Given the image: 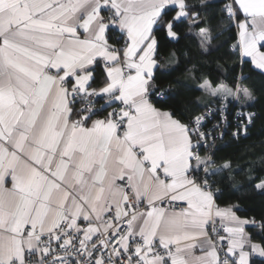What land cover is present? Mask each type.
<instances>
[{
	"label": "snow or ice",
	"instance_id": "obj_1",
	"mask_svg": "<svg viewBox=\"0 0 264 264\" xmlns=\"http://www.w3.org/2000/svg\"><path fill=\"white\" fill-rule=\"evenodd\" d=\"M210 7L218 16L205 15ZM233 24V50L264 74V0H0V264L264 257V237L245 232L256 222L219 207L214 188L227 180L264 196V169L232 185L231 160L201 152L230 118L233 137L248 134L258 116L249 77L217 82L188 69L201 96L184 122L163 107L175 94L156 75L171 71L158 60L161 36L176 40L186 26L207 53Z\"/></svg>",
	"mask_w": 264,
	"mask_h": 264
},
{
	"label": "trees",
	"instance_id": "obj_2",
	"mask_svg": "<svg viewBox=\"0 0 264 264\" xmlns=\"http://www.w3.org/2000/svg\"><path fill=\"white\" fill-rule=\"evenodd\" d=\"M218 16L216 8L210 7L205 15ZM241 18H243L241 14ZM213 32L220 31L222 24L217 20H212ZM179 38L172 40L161 36L158 45V60L161 65L170 68L171 71L161 72L157 70L156 75L161 87L172 86L174 100L163 105L167 110L175 109L177 117L187 122L188 115L180 117V113L186 108H191V101L195 97L201 96L198 91H193L197 81L191 78L188 69L195 66L197 75L210 76L217 82L232 83L234 77L243 72L249 77L245 84L254 89L256 97L254 106L249 111L258 113L254 123L249 127L248 134L233 137L232 132L235 124L230 121L223 128V136L220 137V128H217V139L213 144L208 145V149H202L201 152L215 150L217 161L224 159L231 160L232 167L238 169L232 173V185L243 184L248 175L249 169H264V74L256 69L248 59L241 58L238 49L233 50L232 45L237 42V28L235 24L228 30L221 32L212 40V47L215 49L210 52H202L199 49L197 41L186 34V26L180 27ZM219 45V47H217ZM264 50V47L261 48ZM179 81L180 83H177ZM191 85L192 87H189ZM208 98L205 97V100ZM158 107L161 105H157ZM215 109L216 103L209 105ZM196 112H203L205 109H195ZM217 123L215 117L211 118L206 125L211 128ZM220 187L222 192L217 197L216 202L222 206L227 204L238 205L234 209L241 218H247L255 221V226L249 224L246 228L247 233L251 234L253 242L260 243L264 237V231H261L260 221L264 219V196L254 194L246 188H240L239 191H233L226 180L223 184L214 185ZM250 264H264V257H254L250 259Z\"/></svg>",
	"mask_w": 264,
	"mask_h": 264
},
{
	"label": "crops",
	"instance_id": "obj_3",
	"mask_svg": "<svg viewBox=\"0 0 264 264\" xmlns=\"http://www.w3.org/2000/svg\"><path fill=\"white\" fill-rule=\"evenodd\" d=\"M262 50V49H261ZM262 51H264V50H262ZM244 59H248L250 62H251V60H250V58H248V57H244ZM254 66V65H253ZM255 67V66H254ZM165 110H167V109H165ZM217 203V202H216ZM218 204V203H217ZM219 205V204H218ZM229 205H232V204H227V205H222V206H220L219 205V207H221V208H225V207H227V206H229ZM167 211H174V210H172V209H166ZM236 215H237V213H236ZM238 216V215H237ZM239 217V216H238ZM239 218H241V217H239ZM241 219H243V218H241ZM244 219H246V220H248V221H251L250 219H247V218H244ZM217 221L221 224V222L219 221V219H217ZM216 221V222H217ZM249 224H247V225H245L244 227H245V232L247 233V230H246V228H247V226H248ZM220 234L221 235H224V233H223V231H221L220 232ZM247 234H249V233H247ZM257 243V242H256ZM246 251H250V249H248V248H246L245 249ZM193 255H202V253H201V251H200V249H199V247H197L194 251H193ZM252 256H254V257H256V256H258V257H260L259 256V254L258 253H253V254H251L250 255V257H249V260L251 259V257Z\"/></svg>",
	"mask_w": 264,
	"mask_h": 264
},
{
	"label": "built area",
	"instance_id": "obj_4",
	"mask_svg": "<svg viewBox=\"0 0 264 264\" xmlns=\"http://www.w3.org/2000/svg\"><path fill=\"white\" fill-rule=\"evenodd\" d=\"M216 124V123H215ZM218 136V135H217ZM209 144H212V143H209ZM207 149H208V147H207ZM209 151V150H208ZM203 154V153H202ZM164 207L166 208V209H172V210H174V211H177V210H179V208L180 207H184V205H177V206H175V207H170L169 205H167V204H165L164 205ZM216 227H217V229H219L220 230V232L222 231V224H220L218 221L216 222ZM253 254V253H252ZM222 255V257H223V253L221 254Z\"/></svg>",
	"mask_w": 264,
	"mask_h": 264
}]
</instances>
